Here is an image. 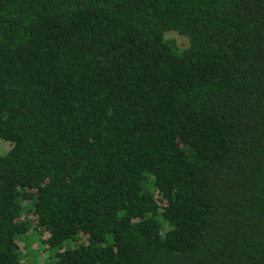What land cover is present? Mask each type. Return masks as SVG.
Returning a JSON list of instances; mask_svg holds the SVG:
<instances>
[{"label":"trees","instance_id":"obj_1","mask_svg":"<svg viewBox=\"0 0 264 264\" xmlns=\"http://www.w3.org/2000/svg\"><path fill=\"white\" fill-rule=\"evenodd\" d=\"M0 139V264H264V0H0Z\"/></svg>","mask_w":264,"mask_h":264},{"label":"rangeland","instance_id":"obj_2","mask_svg":"<svg viewBox=\"0 0 264 264\" xmlns=\"http://www.w3.org/2000/svg\"><path fill=\"white\" fill-rule=\"evenodd\" d=\"M165 36L166 38L174 39L176 43L181 46L185 45L187 42L186 37L181 36L176 32H167ZM9 146L8 142L0 139V153H5ZM38 231H40L39 228L33 232V237L31 238L32 245L26 246L22 251L21 264H48L53 259L54 250L49 249L45 243L38 238Z\"/></svg>","mask_w":264,"mask_h":264}]
</instances>
